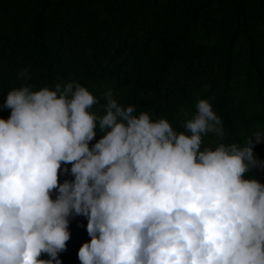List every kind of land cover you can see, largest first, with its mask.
<instances>
[{"label":"clouds","instance_id":"obj_1","mask_svg":"<svg viewBox=\"0 0 264 264\" xmlns=\"http://www.w3.org/2000/svg\"><path fill=\"white\" fill-rule=\"evenodd\" d=\"M18 78L0 103V264H62L79 216L80 264H264V131L225 142L214 95L178 130L111 88Z\"/></svg>","mask_w":264,"mask_h":264},{"label":"trees","instance_id":"obj_2","mask_svg":"<svg viewBox=\"0 0 264 264\" xmlns=\"http://www.w3.org/2000/svg\"><path fill=\"white\" fill-rule=\"evenodd\" d=\"M25 68L37 90L71 80L97 97L111 88L178 130L197 97L214 95L225 142L243 144L264 131V0H0V103ZM254 152L264 160V142ZM81 245L67 246L62 264H80Z\"/></svg>","mask_w":264,"mask_h":264},{"label":"rangeland","instance_id":"obj_3","mask_svg":"<svg viewBox=\"0 0 264 264\" xmlns=\"http://www.w3.org/2000/svg\"><path fill=\"white\" fill-rule=\"evenodd\" d=\"M249 90H251V89H249ZM249 90L247 92L244 91L245 97H247V98H251V96H252V94L250 93ZM250 94H251V96H250ZM153 118H156V117H153ZM100 136H101V134L97 133L96 140L100 139ZM212 139H213V137L208 136L205 138V142L208 143ZM94 142H95V140L92 143H94ZM263 175H264V169H263ZM65 178L71 179V177L61 176L60 177L61 182ZM86 226H87V222H83L82 216L76 217V218L71 220L70 226H69L71 238L67 242V246L74 245V244L80 245V244H83V243L88 242L90 240V237L88 236L87 231H86ZM43 258L46 259L47 256L45 255Z\"/></svg>","mask_w":264,"mask_h":264}]
</instances>
